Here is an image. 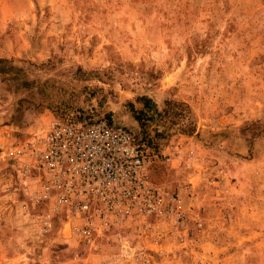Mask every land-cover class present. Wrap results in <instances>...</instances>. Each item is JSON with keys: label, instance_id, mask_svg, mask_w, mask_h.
Masks as SVG:
<instances>
[{"label": "rangeland", "instance_id": "rangeland-1", "mask_svg": "<svg viewBox=\"0 0 264 264\" xmlns=\"http://www.w3.org/2000/svg\"><path fill=\"white\" fill-rule=\"evenodd\" d=\"M31 1L15 19V0H0V144L51 118L122 125L177 156L147 177L202 225L181 245L126 223L87 250L58 224L39 233L0 161V264H131L136 251L153 264H264V0ZM254 159L258 189L240 205L225 175Z\"/></svg>", "mask_w": 264, "mask_h": 264}, {"label": "built area", "instance_id": "built-area-1", "mask_svg": "<svg viewBox=\"0 0 264 264\" xmlns=\"http://www.w3.org/2000/svg\"><path fill=\"white\" fill-rule=\"evenodd\" d=\"M176 158L104 118H51L38 134L0 144V161L14 164L22 182L20 209L36 213L39 233L58 224L87 250H95L108 232L126 223L166 230L181 245L190 226L201 227V216L183 206L179 191L147 177L153 164ZM187 158H194L192 150ZM129 259L153 264L140 251Z\"/></svg>", "mask_w": 264, "mask_h": 264}, {"label": "crops", "instance_id": "crops-1", "mask_svg": "<svg viewBox=\"0 0 264 264\" xmlns=\"http://www.w3.org/2000/svg\"><path fill=\"white\" fill-rule=\"evenodd\" d=\"M31 3V0H15V19L21 18V16L24 14V11L28 12L29 5H31ZM250 162V171L245 170V173L238 172L236 176L228 175L226 172V180L223 183L226 185V196L228 197L230 192H233L235 195V201L240 203V205H249L247 202L252 199V192L258 189L257 183L254 182L253 184L252 181L254 179V174H256L255 166L259 164V161L258 159H254Z\"/></svg>", "mask_w": 264, "mask_h": 264}, {"label": "trees", "instance_id": "trees-1", "mask_svg": "<svg viewBox=\"0 0 264 264\" xmlns=\"http://www.w3.org/2000/svg\"><path fill=\"white\" fill-rule=\"evenodd\" d=\"M137 101H139V102H141L142 103V107L144 108H146L147 106H148V103H149V100L147 99V98H145V97H139V98H137ZM141 111L142 110H139V113H141ZM137 119V118H136ZM136 119H134L135 121H136Z\"/></svg>", "mask_w": 264, "mask_h": 264}]
</instances>
